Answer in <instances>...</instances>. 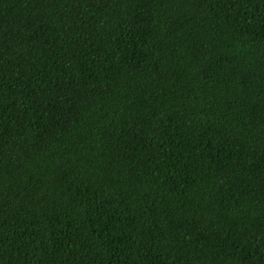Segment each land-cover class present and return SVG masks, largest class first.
I'll return each mask as SVG.
<instances>
[{"label": "trees", "instance_id": "16d2710c", "mask_svg": "<svg viewBox=\"0 0 264 264\" xmlns=\"http://www.w3.org/2000/svg\"><path fill=\"white\" fill-rule=\"evenodd\" d=\"M0 264H264V0H0Z\"/></svg>", "mask_w": 264, "mask_h": 264}]
</instances>
